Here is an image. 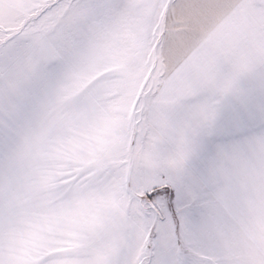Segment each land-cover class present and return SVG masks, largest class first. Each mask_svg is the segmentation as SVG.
<instances>
[{
  "label": "snow or ice",
  "instance_id": "1",
  "mask_svg": "<svg viewBox=\"0 0 264 264\" xmlns=\"http://www.w3.org/2000/svg\"><path fill=\"white\" fill-rule=\"evenodd\" d=\"M0 264H264V0H0Z\"/></svg>",
  "mask_w": 264,
  "mask_h": 264
}]
</instances>
